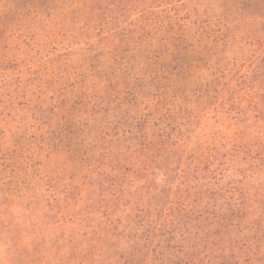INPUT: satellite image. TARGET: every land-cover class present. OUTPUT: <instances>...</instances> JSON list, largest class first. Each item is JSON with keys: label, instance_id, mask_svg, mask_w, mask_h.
Segmentation results:
<instances>
[{"label": "trees", "instance_id": "16d2710c", "mask_svg": "<svg viewBox=\"0 0 264 264\" xmlns=\"http://www.w3.org/2000/svg\"><path fill=\"white\" fill-rule=\"evenodd\" d=\"M76 34L82 58L50 95L18 88L0 98V125L36 129L13 153L44 157L68 181L20 215L1 200L0 240L24 241L23 264H264V82L253 84L260 96H217L207 45ZM209 110L234 129L216 143L202 140ZM4 155L5 189L19 166Z\"/></svg>", "mask_w": 264, "mask_h": 264}, {"label": "rangeland", "instance_id": "374dc122", "mask_svg": "<svg viewBox=\"0 0 264 264\" xmlns=\"http://www.w3.org/2000/svg\"><path fill=\"white\" fill-rule=\"evenodd\" d=\"M98 17L101 24L94 29V22H89ZM81 27L95 36L92 40H107L115 46H121L122 40L112 35L120 32L126 45L138 38L144 45L151 41L157 45L156 39L165 34L183 36L188 49L201 45L211 49L207 66H213L221 82L217 96L262 93L253 84L264 82L260 56L264 51V0H0V98L18 88L33 92L40 101L50 95L62 69L73 68L82 58L74 37ZM202 33L211 38L198 42ZM205 63H197L200 67L188 72V80L198 79ZM91 66L86 63L83 69ZM80 73L72 71L70 80L78 79ZM211 112L205 115L209 125L201 121L205 125L202 140L214 142L232 134L233 126L216 123ZM31 125L33 121L0 125V157L5 154L19 166L10 188L4 189L0 178V201L18 215L24 213L25 202L37 204L41 196H48L47 189L55 191L68 182L44 157L27 160L26 153L23 159L13 153L27 147L23 142L36 132L34 127L29 129ZM23 242L1 239L0 264H23Z\"/></svg>", "mask_w": 264, "mask_h": 264}]
</instances>
